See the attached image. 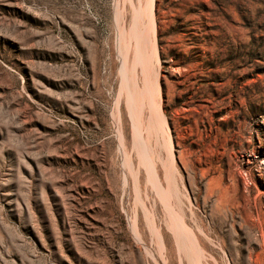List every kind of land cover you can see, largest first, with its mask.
Here are the masks:
<instances>
[{
  "label": "rangeland",
  "instance_id": "1",
  "mask_svg": "<svg viewBox=\"0 0 264 264\" xmlns=\"http://www.w3.org/2000/svg\"><path fill=\"white\" fill-rule=\"evenodd\" d=\"M148 1L161 131L134 62ZM195 256L264 264V0H0V264Z\"/></svg>",
  "mask_w": 264,
  "mask_h": 264
},
{
  "label": "bare ground",
  "instance_id": "2",
  "mask_svg": "<svg viewBox=\"0 0 264 264\" xmlns=\"http://www.w3.org/2000/svg\"><path fill=\"white\" fill-rule=\"evenodd\" d=\"M146 2V1H145ZM152 3H153V1L151 2V1H148V3H146L147 4V6L145 7V9H144V7H143V9H144V11L142 10V15H138V16H142V19L140 18V17H138V18H140L139 20H143V22L145 21V28H144V31L143 32H141V35H140V37H139V34H137L136 35V42H137V44H136V51H135V56H134V62L136 61L137 63H138V61H141L142 62V66H143V81H144V86H143V90L142 91H144L143 93H146V98H147V101H148V105H150L151 106V108H153L154 110H155V112H154V114H152V116H151V121H150V125H149V128L150 129H153V131L154 130H158V131H161L162 130V126H164V120H163V118H161V113H160V108H159V106H158V103L157 102H155V96L158 94V92H159V89H158V84H157V81H156V78L154 77L153 79H152V77L150 76L151 74H150V68H151V63H152V59L154 58V59H158V58H156V51H155V46H154V40L153 39H155V36H154V31H153V22H152ZM144 6H145V4H144ZM140 10V9H139ZM133 31V30H132ZM135 32V31H134ZM140 33V32H139ZM133 37V38H134ZM144 38L143 39V41H142V45H144V43H145V49L143 48V46L140 44V40H141V38ZM125 45V44H124ZM123 51V50H122ZM122 54H124V52L122 53ZM155 61V60H154ZM140 65V64H139ZM141 67V66H140ZM155 73V72H154ZM129 77V76H128ZM132 80H133V78H132ZM134 80H135V78H134ZM131 81V80H130ZM127 82V81H126ZM131 82H133V81H131ZM130 82V83H131ZM129 83V82H128ZM129 83V84H130ZM136 83L137 82H135V85H136ZM134 84V83H133ZM131 85H132V83H131ZM134 85V86H135ZM129 89V88H128ZM138 89V88H137ZM130 90V89H129ZM128 91V90H127ZM132 90H130V92H131ZM134 91V90H133ZM129 92V91H128ZM139 93V92H138ZM136 94V93H135ZM144 95H142V96H144ZM133 96V95H132ZM138 96H139V94H138ZM141 96V95H140ZM135 97V95L133 96V98ZM128 98H130L131 99V93H130V95H128ZM136 98V97H135ZM134 98V99H135ZM144 99V98H143ZM135 103H136V101H134ZM138 102V101H137ZM135 103H133L134 104V106H135ZM147 105V104H146ZM137 106V105H136ZM135 106V107H136ZM139 108V107H138ZM141 108V107H140ZM149 108V107H148ZM152 111V110H151ZM135 113H136V111H135ZM138 114V113H137ZM135 116V115H134ZM137 117V115L135 116V118ZM134 118V117H133ZM139 119H138V117H137V120H136V123H138L139 124ZM146 125V124H145ZM134 126V125H133ZM145 128H147V127H145ZM139 129V126H135V128H134V131L136 132V130H138ZM141 129V128H140ZM148 129V128H147ZM145 130V129H144ZM139 131H141V130H139ZM146 131V130H145ZM149 131V130H148ZM152 131V132H153ZM148 133V132H147ZM150 133V132H149ZM148 133V134H149ZM156 133H157V131H156ZM162 133V132H161ZM138 134V133H137ZM135 136H137V135H135ZM139 136V135H138ZM148 136V135H147ZM158 137V136H157ZM167 137V136H166ZM137 139L139 140V137H137ZM165 140V139H164ZM167 141H168V139H167ZM168 144V143H167ZM163 145V144H162ZM169 145H170V142H169ZM171 149H170V147L169 148H167V153H166V159H165V162L162 164V166H163V168H164V181H166L165 183H167L168 184V189H169V193H173L174 192V190H173V188H172V172L171 171H169V168H171L170 167V164L169 163H167L166 161H168V159L169 160H171V158H172V155H171ZM162 159V158H161ZM146 163V162H145ZM148 164V165H147ZM169 167V168H168ZM153 168H154V166H153V164L152 163H150V162H148L147 161V163H146V169H148V172H149V175H147V176H149V179H150V181L151 182H149V183H152L153 184V187H154V190H155V192H156V194H158L159 196H160V198L159 199H167L168 197H169V193L167 194V192L166 193H164V192H162V189H161V185H159V183H158V181H157V179H156V177H155V175H154V173H153ZM174 172V171H173ZM136 178V177H135ZM148 179V178H147ZM166 191H167V186H166ZM177 191V190H176ZM174 195H175V193H173ZM164 196V197H163ZM168 196V197H167ZM163 201V200H162ZM161 201V202H162ZM160 202V203H161ZM164 202V201H163ZM164 203H167V206L166 205H164V206H166V207H168V209H170V208H172V207H169V206H171V205H169L168 203H169V201L167 200V202L165 201ZM164 209V208H163ZM166 209V208H165ZM146 210V209H145ZM171 210V209H170ZM147 211V210H146ZM166 212V211H165ZM143 213V212H142ZM147 213V212H146ZM166 213H169L168 211L166 212ZM175 213V212H174ZM145 214V213H144ZM175 216H177V215H175ZM147 219V218H146ZM147 222H148V224H150V227H151V224H153L150 220H149V216H148V220H147ZM152 226H154V225H152ZM185 225L183 224V222H182V220H181V217H176V222L174 223V222H172L170 225H169V230L172 232V233H174L175 234V236L177 235L176 234V232H177V229L180 231V230H183L184 232L186 231V229H185V227H184ZM149 228V227H148ZM187 228V227H186ZM152 228H150V230H151ZM153 230V232L155 233V235L157 234V237H158V240H159V243H160V248L159 249H163L162 247V245H161V241H162V239H163V237L160 235V231H159V229H155V228H153L152 229ZM182 232V231H181ZM188 233V232H187ZM191 235V236H190ZM187 236V235H186ZM186 236H185V238H186ZM177 237V236H176ZM182 237V236H181ZM184 238V239H185ZM188 238H189V246H191L192 248H193V250H195V251H197L198 252V246H197V239H195V237H194V235L193 234H191L190 232H189V236H188ZM188 238H186V240L188 239ZM179 239V238H178ZM182 239V238H181ZM157 240V241H158ZM177 240V239H176ZM182 241H183V239H182ZM182 241H181V243H182ZM159 243H158V245H159ZM187 245V246H188ZM186 246V245H185ZM189 246H188V248H189ZM158 249V250H159ZM180 249H181V247H180ZM189 249H191V248H189ZM160 251V250H159ZM162 251V250H161ZM194 252V251H193ZM192 252V253H193ZM159 254V253H158ZM161 254V253H160ZM187 254V253H186ZM194 254V253H193ZM198 255V254H197ZM160 256V255H159ZM199 257V256H198ZM198 257L196 258V256H195V260H196V262L195 263H198L199 261H198ZM166 258V257H165ZM193 258V257H192ZM161 262V261H160ZM161 264H165V262H164V260L161 262ZM199 264V263H198Z\"/></svg>",
  "mask_w": 264,
  "mask_h": 264
}]
</instances>
